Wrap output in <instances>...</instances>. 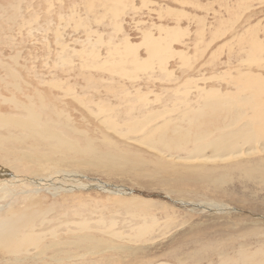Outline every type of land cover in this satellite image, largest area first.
<instances>
[{"label": "rangeland", "instance_id": "obj_1", "mask_svg": "<svg viewBox=\"0 0 264 264\" xmlns=\"http://www.w3.org/2000/svg\"><path fill=\"white\" fill-rule=\"evenodd\" d=\"M245 1L0 0V113L4 116L18 113L16 117L23 118L24 107L34 109L35 113L39 108V114H36L43 115V120L55 119L62 113L68 115L77 127L67 131L74 152L67 147L60 150L54 146L35 148L32 142L27 141L18 147L15 142L10 144L0 140L4 152L10 154L7 158L13 160V167L18 169L15 171L0 161V174H8L0 175V187L13 192L7 198L0 192L3 196L0 195V219L13 213L11 210L19 213L34 207L33 211L38 212L24 213L33 234L38 235L42 244L53 241L52 234L59 241L74 237L83 239L85 234L91 235V240L106 242L102 249L81 242L75 247L59 251L53 249L48 254L71 252L73 264H220V254L227 264H264V188L256 182L247 183L239 179L229 181L224 187L214 185L208 178L193 180L185 175L190 171L177 170L167 158L157 166L147 167L139 153L151 161L159 157L156 153L140 147L134 140L133 143L127 141L130 145L136 144L129 147L114 139L100 120L91 116L78 102L80 99L89 100L90 103L85 105L96 112L91 103L106 100L108 107L122 113L134 104V100L146 95L150 107L135 106L132 115L138 116L163 107L173 108L175 100L171 93L164 96V90H175L187 84L190 78L198 82L199 87L224 92L227 87L224 84L218 86L212 78L217 71L238 66V62L232 63L231 60L234 45H229L234 32L230 22L234 14H238V6ZM112 8L119 10L118 18L117 14H112ZM248 17L247 24L252 25L249 42L256 38L264 49V0H257L251 11L240 19L244 22ZM23 21L32 22L34 31L31 35ZM115 23L121 26L118 33L115 32ZM247 24L240 25L239 30ZM157 27L181 29L180 41H173L170 47L172 51H181L183 57L186 55L189 60L183 66L176 56L170 62L167 60L165 69L171 70L172 75L174 73L168 82L156 80L161 75L157 67H153L155 76L146 71L142 72L143 75L138 74L132 82L118 80L105 71L104 60L108 59L111 46L95 47L100 48L97 49L100 57L96 61L100 59L102 63L93 62L83 53L89 49L84 44L87 36L97 38L94 32L104 41L113 35L110 36L112 46L119 48L124 41L132 44L142 42L145 33L161 37ZM243 42L247 43L246 38ZM222 46L224 50L219 54ZM146 51L145 47L139 48L138 58H148ZM254 57L264 59V51ZM224 63L231 65L228 67ZM259 64L263 68L260 67L259 71L252 68L253 72L264 75V61ZM129 67L133 68L132 65ZM123 85L127 87V100L121 96V91L126 89ZM69 89L74 96L68 94ZM203 95L194 98L193 90L189 99L199 100ZM156 96L162 103L150 102L156 100ZM121 113L119 117L124 116ZM119 120L121 124L126 123V120ZM63 122L64 119H61L58 130L66 125ZM4 133L1 131L0 135ZM22 154H30L29 160L19 158ZM107 158L118 159L119 163L108 164ZM133 164L137 169L131 171ZM253 166L259 168L256 164ZM223 169H234V178L250 172V169L242 167ZM256 173L250 172V175L264 176ZM130 200L137 202L131 207L121 205V202ZM153 221L157 222V226L147 237L153 240L148 243H135L108 231L111 226L115 232L130 233L136 226ZM80 222L88 223L87 230H78L76 223ZM161 235L164 237L161 238ZM170 252H174L173 255ZM8 254L7 250H0V264L13 261L14 258ZM32 254V250L22 252L19 264H32ZM185 254H189L190 258L184 262L175 259ZM36 260H40V264H53L42 262V258Z\"/></svg>", "mask_w": 264, "mask_h": 264}, {"label": "bare ground", "instance_id": "obj_2", "mask_svg": "<svg viewBox=\"0 0 264 264\" xmlns=\"http://www.w3.org/2000/svg\"><path fill=\"white\" fill-rule=\"evenodd\" d=\"M109 1L112 2V0H108V2ZM255 2H257V0H246L244 4L239 5L237 8L238 14H234V18L230 22V24H232L233 26L232 32H234V34L232 35L233 38L231 39V43L229 45V47H231V45H234V48H231V60L232 63L234 61L238 62V66L235 69L217 71L215 76L212 78V80L217 82L218 86H222L221 84H224L227 87V90H225L224 92H221L219 89L215 88L204 89L202 87H199L197 85L198 82L196 83L195 80H192L190 78L187 84L181 85L175 90H169L168 88L167 90H164V94L162 93L164 96H167L166 93H171L172 99L175 100L174 102H172L174 104L173 108L163 107L159 110H155L152 112H150V110L144 115L138 116L132 115L136 110L135 106L148 105L149 101L146 95L141 98L139 97L136 101L134 100L135 102L132 100V103L134 104L130 108L125 109L122 113L108 107L107 103L105 102L106 100L104 102L101 101L100 103H91L96 108V112H93L91 108L85 105L90 103L89 100H83L78 98L80 99L78 100V102L84 106L85 110L91 116H94L100 120V122L105 126V129L113 134L110 135L108 133V135H110L114 139L121 141L126 146L135 147L137 144L140 147L146 148L147 150L153 152V154L156 153L159 157H155L154 160L151 161L148 157L144 158V156L138 152V156L144 160L147 167L149 165L157 166L164 158H167V160H170V165L175 166L177 170L190 171L189 174L185 175L193 180L208 178L211 179L214 185L224 187L227 183H229V181L239 179L240 181H246L247 183H250L251 181L256 182L260 188H264V75L260 72H253L252 69L257 68L259 71L261 67L259 63L264 61V59L254 57V55L263 54L264 49L263 45L259 43L260 41H258L256 38H253L249 42V30L252 25L247 23L250 17L246 18L244 22H242V19H240V16H245L251 11L252 6ZM112 9V14H117L116 16L118 18L120 15V13L118 14L119 10L114 11L115 8ZM113 18L115 19V17ZM245 24H247V26L239 30L240 25ZM24 25L27 26L28 33L29 35H31L33 33L32 31H34L33 28H31L33 26L32 22H26ZM115 26V32L118 33L119 30H121L120 23L118 25H116L115 23ZM157 28L160 30L159 36L161 37H154L152 33H145L143 35L142 42L138 44H132L128 43L129 41H124V43L119 48H117L118 46H112L113 43L111 37H113V35H110L111 37L108 36V40L104 41L98 33L94 32L93 34H95L97 38L95 39V37L91 35L87 36V41H85L84 44L86 47H89V49L84 50L83 53L87 55V57H91L92 61L94 62L100 57V53L98 54L97 50L100 48L97 47L96 49V46H101V48L111 46V51L110 49L108 50L110 51V53L108 52V59H103L105 62L104 65H106V67H104L106 72L116 76L118 80H128L132 82L137 79L138 74L146 71H151L153 76H155V69L153 67H157L160 70L159 72H161V75L160 77H157L156 75V80L168 82V80L172 78L174 73L172 75V73L170 72L171 70L167 71L165 69V64L167 60H169L170 62V59L176 56L182 62V64H180L181 66L188 64L189 60L186 55L183 57V53H180L181 51H172L170 47V44L173 41L178 42L181 36V34H179L181 33V29H179L178 27L163 29L161 27ZM39 29L41 30V27ZM245 38L247 40V43L243 42ZM142 47H145L148 51V58L143 60L138 58L137 55L138 49H141ZM222 48L223 46L220 48L219 54L223 52L224 49L222 50ZM65 57L67 58V56ZM69 60L71 61L72 59ZM99 61L101 62L100 59ZM81 65L83 66V64ZM128 65H132L133 68H127ZM224 65H227V63H224ZM230 65L231 64H228L227 66L229 67ZM104 67L102 69H104ZM84 69L85 68L83 67V70ZM112 78V81H114V77ZM198 79L200 80V78ZM188 84L190 85V87ZM125 87L126 86L123 85V88ZM193 90L194 98H199L202 94L204 95L201 97V99L192 101V99H189V97L191 96ZM67 92L69 95L74 96V92L71 89H69ZM134 94L133 96H135ZM121 96L123 98L129 96L127 93V87L126 89L121 91ZM127 98L125 99L127 100ZM153 100L150 101L153 104L162 103L161 99L157 96L156 100ZM128 102L131 103V100H128ZM119 104L120 103L115 106V109L119 106ZM109 106L111 105L109 104ZM148 106L150 107V105ZM160 107L161 106H159V108ZM23 110L25 112L23 118L16 117L18 113H11V116H4L0 113V132H5L3 136L0 135V140L2 142H8L10 144H12V142H15L16 146L21 147V143L27 141L32 142L35 148L54 146L56 148H59V150L63 149L64 147H67L69 151H75L73 146L69 143L67 131L77 129V127L68 115L59 113L58 116L55 117V119L48 118L46 120H43L41 117L43 115L36 114H39V108L36 110V113L34 112V109H27L24 107ZM120 113L124 116L119 117ZM125 115L127 116L125 117ZM61 119H64L63 123L66 125L61 127L60 130H58ZM119 119L126 120V123H119ZM14 133H17V135H12ZM132 140H134L136 144L130 145L129 142H127L130 141L131 143H133ZM8 155L10 154L5 153L2 146H0V161L9 165L15 171H18L16 167H13L14 161L7 158ZM29 156L27 154H22L19 156V158H25L29 160ZM107 159L109 160L107 162L108 164L110 163L112 165H117L119 163L118 159ZM254 164L259 166V168L254 167ZM223 167H242L250 169V172L252 173L257 172L256 174L263 177L251 176L249 172V174L243 173L242 175H239L238 177L234 178V169L232 171H228L223 169ZM136 169V165L133 164L131 171H134ZM199 173H202L204 175ZM0 175L8 176V174ZM0 192L3 193L4 198L10 197V195L13 194L11 190L5 189V187H0ZM0 195L3 198L1 193ZM136 202L137 201L135 200L133 202H131L130 200V202L126 203L121 202V205L131 207ZM147 204L150 203H146L145 205ZM135 207L137 208V206ZM1 209L2 207H0V210ZM33 209L34 207L24 209L21 210L19 213H15L14 210H11L10 212L13 213L3 219H0V250H2L3 252L7 250L9 253L8 256L14 258L13 261H8L11 263L7 262V264H12V262L14 264H19V262L21 261L19 258L20 254L22 252L28 253L30 250L33 251L31 258V260H33L32 264H38V261L40 260L36 259L39 258H42V262L47 261L53 264H73L74 260L72 258L73 256L71 255V252H65L63 254L54 252L51 253L50 256H48V254L53 249L57 251L67 249L75 247L81 242L84 243L86 246H90L91 244H93L92 247L94 248L102 249L105 247L106 242L104 244V241L102 240H91V235L85 234H83L85 236V238L83 239L81 237H74L73 239H68L64 241L56 240V236L52 234L50 237L54 240L47 244H42L41 240L38 238V235L33 234L31 224L28 220H26V213H24L38 212L33 211ZM100 224L101 223H99V225ZM76 225L78 226V230H81V232L83 230H87L88 227L87 222L76 223ZM156 226L157 222L153 221L149 224L136 226L135 228L131 229L130 233H128V231L125 233L115 232L112 230L111 226L108 227V231L112 233V235H118L119 237L128 240H134L135 243H148L153 241L147 237L150 236ZM163 237L161 235V238ZM161 238H159V240ZM133 253L135 252L133 251ZM173 253L170 252L169 254L173 255ZM189 258V254H185L183 257H175V259H177L179 262H184ZM218 258L220 260V264H227V260L224 259L222 254H220ZM35 261H37L38 263H36ZM158 264L172 263L159 262Z\"/></svg>", "mask_w": 264, "mask_h": 264}]
</instances>
